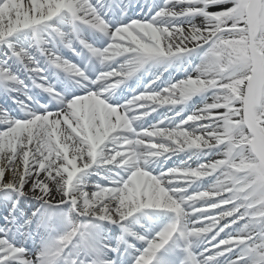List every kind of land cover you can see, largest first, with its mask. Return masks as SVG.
I'll list each match as a JSON object with an SVG mask.
<instances>
[{
  "label": "snow or ice",
  "instance_id": "obj_1",
  "mask_svg": "<svg viewBox=\"0 0 264 264\" xmlns=\"http://www.w3.org/2000/svg\"><path fill=\"white\" fill-rule=\"evenodd\" d=\"M0 264H264V0H0Z\"/></svg>",
  "mask_w": 264,
  "mask_h": 264
}]
</instances>
